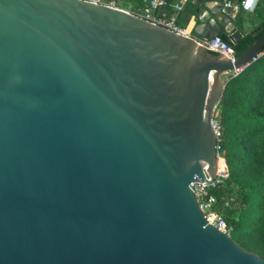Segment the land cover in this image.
<instances>
[{
	"label": "water",
	"instance_id": "water-1",
	"mask_svg": "<svg viewBox=\"0 0 264 264\" xmlns=\"http://www.w3.org/2000/svg\"><path fill=\"white\" fill-rule=\"evenodd\" d=\"M263 50L264 33L230 59L123 9L0 0V264H264L190 188L216 177L223 76Z\"/></svg>",
	"mask_w": 264,
	"mask_h": 264
},
{
	"label": "trees",
	"instance_id": "trees-1",
	"mask_svg": "<svg viewBox=\"0 0 264 264\" xmlns=\"http://www.w3.org/2000/svg\"><path fill=\"white\" fill-rule=\"evenodd\" d=\"M165 1L167 6L162 11L170 15L178 0ZM197 1L187 0L177 16L180 26L186 27L190 18L201 13ZM200 1L203 4L213 0ZM256 11L261 16L256 29L245 32L238 23L233 33L218 34L236 56L264 33V0H259ZM130 12L138 14L139 9ZM222 80L224 92L215 115L221 125L219 146L228 175L223 186L212 192L216 199L214 211L223 216L233 241L264 260V55Z\"/></svg>",
	"mask_w": 264,
	"mask_h": 264
},
{
	"label": "built area",
	"instance_id": "built-area-1",
	"mask_svg": "<svg viewBox=\"0 0 264 264\" xmlns=\"http://www.w3.org/2000/svg\"><path fill=\"white\" fill-rule=\"evenodd\" d=\"M92 3L102 4L109 7L119 8L126 11L127 9L122 8L119 0H87ZM141 2V9L139 13L136 14L143 19L149 20L157 25H160L170 31L178 33L183 36L191 37L193 40L198 42L200 45L204 46L207 50L223 54L224 56L235 59L236 55L231 46L225 43L220 36L215 35L211 39H205L194 35L191 29L187 27H182L177 23V16L182 12L184 5L187 0H178L177 3L172 5L174 12L172 14H167V12L162 11L164 7L167 6L165 0H139ZM259 5V0H221L220 1V13L229 18L230 20H235L239 13H254ZM130 12V11H129ZM264 55V50L258 55L261 57ZM241 70L236 71L234 74H238ZM214 115L211 120L212 129L217 138L216 145V158L218 162L216 177L210 183L202 184L192 183L190 188L195 194V197L198 201L200 210L205 214L209 224L213 225L217 229L224 231L229 234V231L226 229V224L223 216L214 211V205L216 203L215 196L212 192L225 183L227 179V164L223 156V151L219 146L220 137H221V125L217 120V117ZM227 206V204H225Z\"/></svg>",
	"mask_w": 264,
	"mask_h": 264
},
{
	"label": "crops",
	"instance_id": "crops-1",
	"mask_svg": "<svg viewBox=\"0 0 264 264\" xmlns=\"http://www.w3.org/2000/svg\"><path fill=\"white\" fill-rule=\"evenodd\" d=\"M220 1L221 0H213L200 4L202 2L198 0L196 2V5H200L201 13L195 18L194 17L190 18L188 22L189 25L187 24L186 27L190 30L193 27L199 26L198 28L199 31L203 32L208 28V25L211 24L216 26L220 32L223 31L230 34L232 33L230 26L231 24H233L235 30H237V25L239 23L240 25H242V28L245 32H250L256 29L260 25L261 16L258 13V11H255L254 13H241L237 19L230 20L229 23H226L225 16H223L219 10ZM121 3L126 4L127 7L126 9H128L129 11L130 10L137 11L138 9L139 10L141 9V4L133 0H127V1L120 0V4ZM243 15H246L249 18V21L246 24L243 22L242 19Z\"/></svg>",
	"mask_w": 264,
	"mask_h": 264
},
{
	"label": "rangeland",
	"instance_id": "rangeland-1",
	"mask_svg": "<svg viewBox=\"0 0 264 264\" xmlns=\"http://www.w3.org/2000/svg\"><path fill=\"white\" fill-rule=\"evenodd\" d=\"M121 6H122V8H127L125 4H122V3H121ZM127 10H128V9H127ZM242 19H243V22H244L245 24L248 23V21H249V18H248V16H246V15H243ZM188 25H189V24H188Z\"/></svg>",
	"mask_w": 264,
	"mask_h": 264
}]
</instances>
